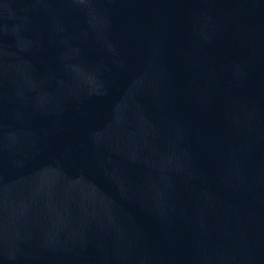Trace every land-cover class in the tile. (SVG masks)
Segmentation results:
<instances>
[{"label": "water", "instance_id": "water-1", "mask_svg": "<svg viewBox=\"0 0 264 264\" xmlns=\"http://www.w3.org/2000/svg\"><path fill=\"white\" fill-rule=\"evenodd\" d=\"M0 264H264V0H0Z\"/></svg>", "mask_w": 264, "mask_h": 264}]
</instances>
